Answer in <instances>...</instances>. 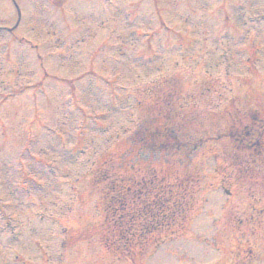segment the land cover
<instances>
[{"label":"rangeland","instance_id":"rangeland-1","mask_svg":"<svg viewBox=\"0 0 264 264\" xmlns=\"http://www.w3.org/2000/svg\"><path fill=\"white\" fill-rule=\"evenodd\" d=\"M263 130L264 0H0V264H264Z\"/></svg>","mask_w":264,"mask_h":264},{"label":"trees","instance_id":"trees-1","mask_svg":"<svg viewBox=\"0 0 264 264\" xmlns=\"http://www.w3.org/2000/svg\"><path fill=\"white\" fill-rule=\"evenodd\" d=\"M173 145L176 146L177 141L173 136L168 134V137L163 138L162 142L159 144L160 147L158 148L165 151V150H170ZM257 147H258V143H253L250 145V147L247 146L248 149H255ZM175 187L180 188V185L175 184ZM128 191L130 190L128 189ZM137 194L138 195H136L134 192L131 194L132 210L130 212V215L133 217H137L136 219L140 221L141 228H143L144 230L145 228L158 230L165 226H168L167 224L163 223V219H164L163 210L165 209L164 205L172 201L173 194L169 193V196L167 197L165 195L166 194L165 187H160L153 194L149 193L148 195H143V196L139 192H137ZM142 197H144V199ZM119 203L122 204V208H123L124 200L120 198L118 204ZM178 203L179 200L172 202V207H170L172 212L177 211L179 207ZM132 222H134L132 224L136 223L135 221ZM141 232H143L142 229ZM122 233L123 231L121 232V234ZM134 241L140 243L139 239H135Z\"/></svg>","mask_w":264,"mask_h":264}]
</instances>
